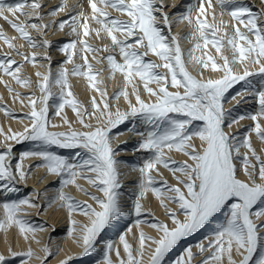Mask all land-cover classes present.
I'll use <instances>...</instances> for the list:
<instances>
[{"label": "snow or ice", "instance_id": "6c2138e0", "mask_svg": "<svg viewBox=\"0 0 264 264\" xmlns=\"http://www.w3.org/2000/svg\"><path fill=\"white\" fill-rule=\"evenodd\" d=\"M87 5L90 14L78 4L72 6L80 8L74 12L68 8L67 0H61L47 12L43 0L12 3L0 0V18L17 33L8 37L0 32V40L8 49L0 53V84H4L14 102L24 105L27 99L24 106L30 109L25 117H20L29 121L22 131L10 135L0 131L4 136L0 142L3 144L0 229H16L19 239L27 245L26 249L13 250L8 242L5 252L0 253V264H11L17 258L20 264H29L31 260L48 264L49 258L55 255L52 249L45 244L40 249L41 257L31 247L33 243L40 244L36 233L43 232L45 225L29 219L27 210L36 209L39 215L52 205L66 209L67 235L81 249L80 255L92 253L102 232L115 226L113 222L129 212L136 217L138 234L128 227L119 236L124 255L121 256L120 248L112 241H107L98 264H165L166 256L181 241L213 221L219 224L210 237H205L207 243L201 241L195 245L203 257L200 264H224L225 257L227 264H264V206H260L264 205V149L258 152L251 141L254 134L264 144V0L259 10H253L242 0H195L174 19L164 11L163 0H87ZM66 9L64 19L45 21V16L56 17ZM109 9L118 15L112 16ZM174 23L186 24L187 36L195 41L186 50V58L180 40L187 36L172 35ZM91 24L99 27H90ZM66 27L74 38L58 49L65 58L53 71L48 54L53 42L45 37L49 30L63 31ZM93 34L98 40L107 38L110 43L100 47L90 44L88 39ZM17 39L24 43L17 46ZM25 45L29 51L21 50ZM209 45L215 49L220 62L212 56L193 55L197 49L202 46L207 49ZM100 53L103 55L98 57ZM149 55L159 63L147 60ZM16 56L21 60L15 59ZM89 56L95 64L106 62V66L96 68ZM41 61H47V65ZM25 64L33 68L39 65L44 71H36L33 81L24 74ZM189 65L196 75L189 71ZM209 65L215 75L206 77L204 73ZM161 68L165 70L163 73L159 71ZM104 72L108 73L106 77L102 76ZM116 74L122 77L123 85H118L109 96L105 80H112ZM5 76L32 91L26 96L15 91L3 79ZM98 76L101 79L97 80ZM70 77L83 78L87 87L96 93L88 106L71 91ZM235 85H240L241 90L235 95H226ZM37 90L40 96L35 95ZM247 97L258 106L254 112L234 115L233 109L224 108L226 102L240 104ZM121 98L123 108L112 103ZM66 107L75 114L81 130L72 128L73 122L66 114L61 124L51 123L49 109L54 110L55 116H61ZM0 111L12 115L4 105H0ZM245 119L252 123L242 138L225 131ZM128 123L131 126L126 131L139 137L134 151L148 154L142 163L131 166L132 171H138L139 178L130 208L123 203L120 191V166L125 162L116 158L117 150L112 146L114 135L119 134L113 130ZM60 127L68 131L49 130ZM9 141L16 144L32 141L39 147L23 151L17 158ZM241 148L246 149L243 154ZM53 149L76 151L74 158H69ZM172 151L186 159L173 160L168 155ZM29 158L38 159L40 163L35 167L44 168L59 183L55 194L43 197V204L37 202L41 199L39 192L12 198L17 184H26L31 174L32 166L26 168L23 163ZM161 167L172 174L175 183L169 184L163 178ZM241 174L244 179L240 178ZM80 180L95 191H88L78 183ZM69 186L88 200L75 199L65 191ZM4 192L9 195L3 196ZM149 193L163 208L165 220L148 222L139 218L145 212L142 201ZM74 213L85 217L86 222L73 219ZM142 223L156 235H147L141 228ZM127 234H132L133 243L128 242ZM205 252L207 256H203ZM195 255L188 247L175 264H192ZM72 259L69 255L57 264H69Z\"/></svg>", "mask_w": 264, "mask_h": 264}, {"label": "bare ground", "instance_id": "6f19581e", "mask_svg": "<svg viewBox=\"0 0 264 264\" xmlns=\"http://www.w3.org/2000/svg\"><path fill=\"white\" fill-rule=\"evenodd\" d=\"M179 0H163V4L165 5L164 11L169 14L170 19H174L177 15L182 14L189 3H195V0H183V4L178 2ZM251 3V7L253 10H259L261 8V0H247ZM14 0H5V3H12ZM45 5L44 11L47 12L48 9L58 6L61 3V0H46L43 2ZM81 5L83 7V10L86 13L90 14V9L87 5V0H67L68 8H72L73 5ZM74 12H78L80 8H72ZM112 16H117L118 13L112 12L110 9L108 10ZM67 12V9H66ZM65 13H58L56 17H49L45 16V21L49 20H61L57 18H61ZM5 15L9 16V19H12L10 14L5 13ZM124 18V17H121ZM20 19H23V17H20ZM227 20V17H225ZM211 18L209 17V23H211ZM90 27H99L98 25L91 24ZM0 32H3L4 35L8 37H14L17 36V33L13 30V28L10 26L9 23H7L3 18H0ZM173 32V33H172ZM189 33V29L187 28L186 24L183 23H174L171 29L172 35H179L181 37L187 36ZM33 35L35 33H32ZM47 39L53 42L52 49L49 51V53L53 50L52 54H49L52 61H55V65L52 66L53 71L56 70V68L59 66L60 62L64 60V55L58 50L62 45L71 39L74 38L70 34V29L65 28L63 31H52L50 30V33H48ZM88 42L90 44H93L97 47H100L102 44L110 43L107 38L98 40L95 35L93 34L91 38L88 39ZM17 46H19L21 43H24L22 40L17 39L15 41ZM195 43V41L192 40L190 36H187V39H181L180 40V46L182 49L185 50V58L187 57L186 50L190 49ZM203 45V42H200ZM22 51H29L27 49V46L25 45L24 49H21ZM8 51L6 45L3 44V41L0 40V53ZM43 50H41L42 52ZM223 51V49H222ZM98 57L100 55H103V53L97 54ZM194 56H199L202 58H206L207 56H212L214 59H217V62H220L218 57L216 56L215 49L211 47V45L208 46L207 49H205L203 46L200 49H197L194 53ZM15 59L18 61L21 60V57L16 56ZM119 59V57H117ZM147 60H155L157 63H159V60L149 55L146 57ZM90 63H93L96 68H101L103 66H106L105 64H95V62L92 60L91 56H89ZM78 63H82V61H77ZM41 63L47 65V61H41ZM67 67H71V65H66ZM189 71H192L193 75H196L195 71L191 68V65L188 66ZM36 71H44V68L39 67L37 65L36 68H33L29 64L24 65V74L31 77L33 81L36 80L35 72ZM160 72H164V69H159ZM108 73L104 72L102 73V76H107ZM204 75L206 77L215 75L212 73L210 65L209 69L205 71ZM199 78V77H198ZM5 81H7L10 86L15 89V91L20 92L24 94L25 96L32 91L30 88H22L19 85H16L14 82L10 81L8 77H3ZM101 79L100 76L97 77V80ZM259 79V78H257ZM70 84L72 85L71 91L75 94L76 98L80 100L85 106L89 105L90 98L93 95H96V93L92 90H90L87 87V82L83 78H76V77H70ZM105 84L107 85V93L109 96L112 95V93L117 89L118 85H123L122 77L119 74H116L115 77L112 80H105ZM152 87H155V85H150ZM97 87H102L101 85H97ZM170 91L173 89L169 88ZM241 89L239 87L234 86L232 89L229 90V93L226 95H235L236 92L240 91ZM53 91H57V89H53ZM36 96H40L39 91L37 90L35 92ZM147 97L145 96V99ZM97 99L99 100V96H97ZM239 99V97H237ZM51 103V101H50ZM112 103L119 104L121 108L124 107L123 99L121 98L119 101H112ZM27 104V99L24 101V105ZM0 105H4L7 107V109L12 113L11 116L6 115L3 111H0V131L4 133V135H10L12 132L22 131L23 128L29 123L27 119H20V117H25L26 114L30 111V109L24 105H22L19 102H14L13 97L9 94L4 84H0ZM258 106L254 103L251 97L246 98V102H241L240 104H237L235 101L226 102L224 104L225 109H233L234 115H240V114H247L249 112H254L255 109ZM89 111L91 112V108H89ZM67 115V118L72 121V128L75 130H81L80 125L76 123V117L75 114L72 112L71 108L66 107L63 112L61 113V116H55L54 110L52 108L49 109V116L51 123L54 124H61L62 123V117L64 115ZM92 122L94 121H87ZM250 120H242L237 125H233L232 129L225 128V131H231L233 133H237L241 138L245 134L246 130L248 129L249 125H251ZM130 123L126 125H120L117 129H114L113 132L119 133L118 135H114V139L112 140V146L116 144H122L119 151H117L116 158L118 160L124 161L125 164H122L120 166V171L122 173L120 179L122 183V188L120 191L123 193V203L127 207H131L135 195L137 192V182L139 178L138 171H132L131 166L133 165H139L142 163V161L147 157L148 154H144L143 151H134L136 149V146L139 142V137L134 135L133 133H130L126 131L127 127H130ZM11 130V131H10ZM49 130H55V131H68L66 127H60L57 129H49ZM4 139L3 135H0V142H2ZM251 141L253 146L257 149L259 152L261 149H264V144H262L254 134L251 136ZM197 145H199V141H194ZM9 143H12L13 146H16L17 144L15 141H9ZM24 144H27L23 147H20L17 149L14 148V153L17 155V158L19 156V153L23 151H29L33 150L39 147L35 142L32 141H26ZM3 148V144L0 143V149ZM57 151L58 153L65 155L69 158H74V153L76 150H62V149H53ZM167 151V150H166ZM246 151V149L241 148V153L243 154ZM168 155L177 162H182L186 159L181 153H177L175 151L169 152ZM25 167L32 166L30 169L31 174L29 175V178L27 180V183H18L17 184V191L12 193V198L14 199H20L25 198L29 195H31L33 192H39L41 194V199L38 200V203H44L43 197L44 196H51L57 192L59 189V183L55 176L46 174V170L44 168H38L35 167V165L39 164L40 161L38 159H26L24 162ZM161 172L163 173V178L168 181L169 184L175 183L174 179L172 178V174L168 172L167 170L163 169L161 167ZM155 175V173H153ZM42 178V179H40ZM241 179H244L243 175H240ZM159 180L160 178L157 177ZM84 188H86L88 191H95L94 189H89L87 183L83 180L78 181ZM158 187H162L163 185L157 184ZM65 191L68 192L70 195H72L75 199L84 201L88 200V197L83 195L81 192L77 191L74 187L69 186L68 188H65ZM95 194L99 195L98 192ZM9 195L8 192H4L3 196L7 197ZM91 203V201H88ZM142 204L144 205L145 212L139 217L142 221H148V222H155L156 219L159 220H165V213L163 208L159 206L158 201L153 197L150 193L148 194L147 198L142 201ZM175 205H170V207H174ZM264 206V205H260ZM29 219H31L34 223L37 224H44L45 230L43 232L36 233V239L40 241V244L37 245L35 243L31 244V247L36 252L38 256H43V252L40 251V249L47 244L52 251L55 253L53 257L48 261V264H57L58 261L64 259L66 256H73V259L69 261V264H98V262L102 259V247L105 242L112 241L115 247L120 248L121 256L124 255L123 253V247L119 244V236L121 234H125L128 227H132L133 232L137 233V229L135 227V219L136 217L131 214V212L125 214L122 216L119 221L113 222L115 226L108 227L104 232H102L101 236L98 238L99 244L97 248L88 255H80L81 249L76 246V244L73 242V240L68 237V215L66 209L58 208L56 205H52L50 208H46L40 212L39 215H37L36 209H28ZM151 215L153 218H150ZM73 219L84 223L86 222L85 217H83L80 214L74 213ZM180 219H183V216L180 217ZM221 221L223 220V214H221L220 217ZM170 225V221H166ZM219 221H213L208 227L200 230L197 233H194L192 236L185 238L186 240H189L185 245L179 247L175 253H169L167 258H165V264H175V261L177 258H179L183 253L184 249L191 247V250L193 253H195V257L192 261V264H200V261L203 259V257L197 252V249L195 245L197 243H200L203 241L204 243H207L205 240V237H210L212 235L213 229L218 227ZM142 230L147 235L155 236L156 233L147 226V224L141 225ZM49 237H51V240H49ZM126 239L129 243H133V236L132 234H127ZM184 239V240H185ZM181 241L179 244H181ZM8 242H11L13 250H21L26 249L27 245L19 239L17 236V230L16 229H8L7 231L0 229V253H4L6 250V246ZM179 244L177 246H179ZM136 247V244L133 245ZM57 247L59 248V251H56ZM208 252H205L203 256H207ZM235 259H238V257H234ZM112 259L115 260V254H112ZM147 259V257H145ZM11 260V258H10ZM11 264H20L19 259H15L11 262ZM29 264H39L38 260H31L29 261ZM224 264H227L226 257L224 258Z\"/></svg>", "mask_w": 264, "mask_h": 264}, {"label": "rangeland", "instance_id": "374dc122", "mask_svg": "<svg viewBox=\"0 0 264 264\" xmlns=\"http://www.w3.org/2000/svg\"><path fill=\"white\" fill-rule=\"evenodd\" d=\"M46 0H43V2H45ZM179 3H181V4H183L184 2H183V0H179L178 1ZM242 2L243 3H245V4H247V5H249L250 7H251V3L249 2V1H247V0H242ZM45 5L46 4H44V7H45ZM66 13L67 12H65V14L61 17V18H57V19H64L65 18V16H66ZM48 33H50V30H49V32ZM173 33V32H172ZM36 35V33L34 34V36ZM48 36H49V34H48ZM52 48H50L49 49V51L51 50ZM53 53V50L49 53V54H52ZM53 65H55V61H52V66ZM236 87H239L240 88V85H235ZM115 132V131H114ZM113 132V133H114ZM26 141H22L21 143H19V144H17L16 146H14V148H16L17 149V147L18 148H20V147H23V146H25V145H27V144H24ZM121 146H123L122 144H116L115 146H114V149H116L117 151H119V149L121 148ZM145 155L147 154V153H144ZM89 187V186H88ZM89 189H91V188H89ZM92 190V189H91ZM175 207V206H174ZM147 216H150V218H153V216H151V215H147ZM189 240H184V242H182L181 244H179V246H176L171 252L172 253H175V251H177V249L179 248V247H181V246H183V245H185L187 242H188ZM170 252V253H171ZM169 255V254H168ZM167 255V256H168ZM167 256H166V258H167ZM51 258H49V260H50ZM48 260V261H49Z\"/></svg>", "mask_w": 264, "mask_h": 264}]
</instances>
